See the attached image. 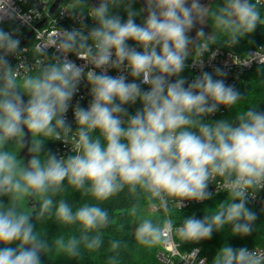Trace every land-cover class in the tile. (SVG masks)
Here are the masks:
<instances>
[{
    "label": "clouds",
    "instance_id": "9594fccd",
    "mask_svg": "<svg viewBox=\"0 0 264 264\" xmlns=\"http://www.w3.org/2000/svg\"><path fill=\"white\" fill-rule=\"evenodd\" d=\"M144 2L145 8L136 10L135 0H99L98 6L69 0L62 11L78 18L81 27L56 28L52 44L39 46L41 58L20 59L15 66L8 57L23 50L18 29L0 28V197H8L7 204L0 200V264H42L41 256L53 250L77 257L82 249L102 246L101 232L111 224L109 211L99 203L74 210L65 199L56 201L65 181L98 202L126 189L167 214L173 206L180 210L185 201L211 199L208 187L219 178L227 198L206 209L202 219L183 218L175 235L198 243L229 226L233 236L252 234L257 215L248 203L264 190V112L250 107L236 114L235 122L207 120L221 105L230 109L244 97L225 83L227 73L219 67L214 74L202 71L191 82L181 73L189 58L203 67L205 54L215 57L211 47L218 34L231 48L264 25V3L222 0L210 7L199 0ZM121 7L126 19L113 12ZM32 12L39 17L38 10ZM144 13L138 24L136 18ZM85 15L95 21L87 33ZM15 16L10 0L0 6V22ZM209 21L210 33L201 27L195 37L189 35L197 24ZM49 47L56 50L51 57ZM70 53L85 63L68 59ZM110 69L120 74L109 75ZM81 81L89 85L87 108L71 105ZM137 101L142 107L130 114L125 106ZM70 107L74 130L66 118ZM39 137L70 145L71 154L45 153ZM13 144L27 147L31 158L26 163L18 160ZM37 197L34 209L24 210L23 202ZM52 217L65 226L79 225V236L50 242L36 222ZM173 227L170 216L146 217L136 223L134 237L150 248L169 242ZM121 246V241H111L116 255L110 264H117ZM211 264H264V250L225 244Z\"/></svg>",
    "mask_w": 264,
    "mask_h": 264
},
{
    "label": "trees",
    "instance_id": "16d2710c",
    "mask_svg": "<svg viewBox=\"0 0 264 264\" xmlns=\"http://www.w3.org/2000/svg\"><path fill=\"white\" fill-rule=\"evenodd\" d=\"M89 3V1H88ZM222 3V0L215 1L211 7H214ZM90 5V3H89ZM133 8L136 10L142 9L140 4L135 0ZM114 14H118L122 19L127 18L126 12L123 8L113 9ZM262 16L264 11L261 10ZM145 13L136 18V22L142 23ZM210 23V21H209ZM264 36V26L259 25L254 33L248 35L242 39L236 46L231 48L225 47L224 36L218 34L216 45L212 47H218L224 50L235 49L242 50L247 48H253L262 42ZM129 46L135 44L134 41L129 40L127 42ZM148 87L144 89L147 90ZM240 91L243 100L237 102V104L226 108L211 121L228 119L235 122V115L245 111L250 107H257L256 110L264 112V65L258 66L251 71L247 72L243 79L235 87ZM125 107L128 108L130 114H134L135 111L142 107L139 101L135 105ZM45 141L44 152L51 151L55 153V141L48 140L47 138H40ZM43 155V153H42ZM43 158V157H42ZM227 198V193L219 195L216 198L211 199L203 205L194 206L186 210H169V216L173 221L174 228L178 227L183 218L188 216H195L197 219H202L206 215V209H214L219 203ZM56 201L65 199L69 204L73 206V209L81 206L84 203H99L102 208L109 211L111 217V224L108 228L103 229L101 235L103 237L102 246L94 251L86 249L81 250V254L77 257H68L64 253L60 252L67 260V264H110V257L116 255L110 249V243L113 240L121 241V248L118 250L117 264H160L157 258L158 252L161 250V243L152 247H145L138 244L134 235L130 234L131 224L137 216L139 210L145 209L152 205L146 197L134 198L130 196L125 189L124 192L111 197L110 199L98 202L91 196H85L82 192L72 188L65 181V190L54 197ZM5 204L8 203V197H0ZM38 203V197H37ZM248 207L253 210L257 215V220L254 223V230L251 235L248 236H233L230 230V226L226 227L221 232H214L212 237L207 240H202L198 243H185L178 239L182 249L199 248L202 254L207 258L208 264H211L217 251L225 244L232 246L233 248L247 247L248 249L264 248V205L263 206H251L248 203ZM133 208H135L136 215H133ZM139 215V214H138ZM51 235L52 240L58 236H63L67 239L70 236L80 234L79 225L65 226L62 223L52 218H45L42 221H38ZM14 247V245H11ZM3 247V245H0Z\"/></svg>",
    "mask_w": 264,
    "mask_h": 264
},
{
    "label": "built area",
    "instance_id": "2783aa9c",
    "mask_svg": "<svg viewBox=\"0 0 264 264\" xmlns=\"http://www.w3.org/2000/svg\"><path fill=\"white\" fill-rule=\"evenodd\" d=\"M56 1L57 0H10L12 8L15 10L16 16L13 19L5 18L3 22H0V28H3L5 31L18 29L16 35L21 40L20 47L23 50L18 57L15 55L8 57L10 63L13 66H15L17 60L20 59L31 62L34 57L41 58L38 55L39 46L41 44H44L45 46L52 44V37L56 35V28L71 30L73 28L81 27L78 18H73L70 13L62 11L63 9L69 7V0H60L56 11L51 13V9ZM6 3L7 0H0V6H3ZM262 3H264V0H262ZM90 6L92 5L90 4ZM33 9L40 12L39 17L33 15ZM261 10L264 11V8ZM83 22L87 25L85 33H87L88 29L95 26V21L91 18H88L86 15ZM30 34L31 36L29 37ZM23 41H26L24 45H22ZM132 46L136 47L135 44ZM55 52V48L49 47L47 49V55L49 57L55 54ZM211 52L216 53L215 57L210 59L209 55L205 54L203 57V67L200 65H194L192 59L189 58V60L186 62L188 66L184 70L185 79L188 82H191L195 77L200 75L202 71H207L214 74V69L219 67L227 73V75L223 77L225 83L236 87L247 72L258 66L264 65V36L262 42L253 48L240 49L237 51L235 49L224 50L218 47H211ZM68 59L73 60L78 65H83L85 63L84 61L77 59L76 56L71 53L68 55ZM245 62L251 63L250 66H241ZM88 67L90 68L91 66ZM85 70L87 71L88 69L86 68ZM97 71L99 72L100 70ZM108 74L116 76L120 73L118 70L110 69ZM128 80L131 82L132 78L129 76ZM142 87L145 88L148 86L142 85ZM90 100L91 96L89 95V85L86 81H81L79 85V91L74 95L71 105L75 106L77 103H79L82 107L87 108ZM224 109L225 106L221 105L215 115L209 116L206 119L209 120L215 118L217 115L223 112ZM66 118L74 130L76 125L72 107L69 108ZM55 154L58 157L64 156L66 158L71 154L70 145L65 146L62 142L55 141ZM208 191L213 194L211 199L226 193L219 178L217 181L213 182V184L209 185ZM211 199L203 202L185 201L184 207H182L180 210L175 206L171 207L170 210H186L194 206L203 205ZM249 204L251 206H263L264 190L258 192L255 199H250ZM160 211L163 210L155 207L153 204L150 206L149 212L156 213ZM166 215L169 216L167 213L165 214V218ZM168 239L169 242L167 243H164L163 241L161 242V250L157 254L160 264H208V260L202 254L201 249H182V246L180 242H178L177 236L175 235L174 227L171 237ZM194 249H198V253L193 252ZM253 250H264V248H254Z\"/></svg>",
    "mask_w": 264,
    "mask_h": 264
},
{
    "label": "rangeland",
    "instance_id": "374dc122",
    "mask_svg": "<svg viewBox=\"0 0 264 264\" xmlns=\"http://www.w3.org/2000/svg\"><path fill=\"white\" fill-rule=\"evenodd\" d=\"M214 1H218V0H214ZM205 27H206V33H210L212 31L210 23L207 26L205 25ZM181 76L185 78V71H183L181 73ZM172 79L175 80V77H173ZM25 99L27 101V97H25ZM40 138H43V137H39V139ZM10 147H12V148H14L16 150L17 156H18V160L21 163H23V162L26 163L27 162L25 156H21V154L25 150V148L19 149L18 146H16L15 144L11 145ZM36 204H37V198L32 199V200H25L23 202L22 206H23L24 210L30 212V211H32L34 209ZM150 206H148L145 209L143 208V209L139 210V212H138L139 215L137 214V216L135 217L134 221L131 224V228H130V234L131 235H134L135 226H136V223L138 222V220L146 218V217L147 218H152L154 220L155 219H161L162 220V219L165 218V214H164L163 211L156 212V213L149 212L150 211ZM36 223H37L38 230H40L42 232H46V234H47L46 238L49 239V241L51 242L52 241V237L49 234V232L43 226H41L38 221ZM177 239H179L178 236H177ZM41 260H42V264H67L66 258L65 257L63 258V255L57 250H53V251L47 253L46 255H42L41 256Z\"/></svg>",
    "mask_w": 264,
    "mask_h": 264
},
{
    "label": "water",
    "instance_id": "95a60500",
    "mask_svg": "<svg viewBox=\"0 0 264 264\" xmlns=\"http://www.w3.org/2000/svg\"><path fill=\"white\" fill-rule=\"evenodd\" d=\"M88 1H89V3H90L92 6H98L99 0H88ZM136 1L140 4V6H141L142 8H145V2H144V0H136ZM59 3H60V0H57L56 3L54 4V6H53L52 9H51V13H53V12L56 11V9L58 8ZM145 14H146V13H145ZM40 26H41V25H40ZM30 36H31V34L29 35V37H30ZM29 37H28V38H29ZM25 42H26V41H23L22 45H24ZM24 99H25V98H24ZM25 102H26V99H25ZM26 139H29V140H30V133L27 134ZM21 156H25L26 161H27L28 159L31 158V157H30V154L28 153L27 147H25V150L22 152Z\"/></svg>",
    "mask_w": 264,
    "mask_h": 264
},
{
    "label": "flooded vegetation",
    "instance_id": "af4514ba",
    "mask_svg": "<svg viewBox=\"0 0 264 264\" xmlns=\"http://www.w3.org/2000/svg\"><path fill=\"white\" fill-rule=\"evenodd\" d=\"M199 2L201 3V4H203V5H209L210 7L212 6V4L215 2L214 0H199ZM209 23H206L205 25L207 26ZM205 25H199V24H197L194 28H193V30L189 33V35L191 36V37H195V33H196V31L199 29V28H201V27H203V30L206 32V27H205Z\"/></svg>",
    "mask_w": 264,
    "mask_h": 264
}]
</instances>
